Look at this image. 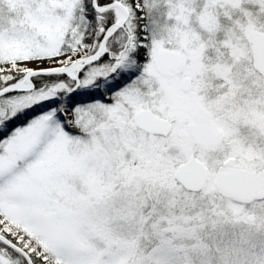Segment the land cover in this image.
<instances>
[{
    "label": "snow or ice",
    "instance_id": "6c2138e0",
    "mask_svg": "<svg viewBox=\"0 0 264 264\" xmlns=\"http://www.w3.org/2000/svg\"><path fill=\"white\" fill-rule=\"evenodd\" d=\"M0 264H264V0H0Z\"/></svg>",
    "mask_w": 264,
    "mask_h": 264
}]
</instances>
